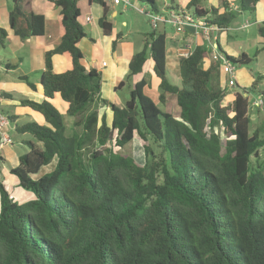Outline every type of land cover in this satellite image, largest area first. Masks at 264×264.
Here are the masks:
<instances>
[{"label":"trees","instance_id":"1","mask_svg":"<svg viewBox=\"0 0 264 264\" xmlns=\"http://www.w3.org/2000/svg\"><path fill=\"white\" fill-rule=\"evenodd\" d=\"M14 1L15 34L44 35V15L26 10L29 0ZM53 1L61 7L64 33L46 52L44 99L20 100L43 122L16 126L32 139L10 170L32 197L11 199L0 182V264H264V164L258 159L264 133L260 127L250 130L249 92H237L230 101L226 88L212 85L220 63L204 68L205 45L181 56L180 82L169 81L167 31L158 29L167 23H160L145 34L143 48L129 64V75L135 76L151 59L160 80L158 102L144 92L142 79L125 105L117 106L101 97V73L82 62L79 42L87 33L78 0ZM92 1L104 7L99 24L110 34L105 0ZM131 1L159 13L156 0ZM201 1L169 11L190 12L194 21L205 19L223 31L237 15L255 14L259 2L235 0L233 9L221 0V12L203 8ZM259 31L264 38V22ZM7 36L0 27V43ZM121 36L116 35L114 48ZM57 53L71 57L62 73L53 72ZM225 55L234 65L250 61L246 53ZM20 78L35 88L27 76ZM56 94L74 118L71 134L51 102ZM100 103L110 107L111 123L105 112L100 116ZM135 137L143 142V165L116 150Z\"/></svg>","mask_w":264,"mask_h":264},{"label":"crops","instance_id":"2","mask_svg":"<svg viewBox=\"0 0 264 264\" xmlns=\"http://www.w3.org/2000/svg\"><path fill=\"white\" fill-rule=\"evenodd\" d=\"M220 1L221 0H214V3L216 7L220 8V11L223 12L224 9L221 7ZM232 1L233 2L229 4H231L230 6L232 8L236 9L237 5L235 4V0ZM105 2L108 10V20L113 25L110 34H106L99 24V20L104 14V7L92 0H78V6L81 11L79 21L87 33V35L80 40L79 47L83 52L82 62L86 68L91 69L94 67L101 73V97L122 107L129 99L124 96L125 94H123L122 90L126 85L124 78L129 72L131 58L140 50L134 48L136 41L127 39L123 30H121L117 26V22H115L116 20H120V23H122L124 27H129L128 20L119 16V14L125 13L129 5H126L123 0L120 3H116L114 0H105ZM14 3V0H0V27L8 31L6 40L3 44L0 43V49L4 51V57H0V69L2 70L0 71V108L1 112L9 117V124L0 129V134L5 132L13 140L11 144H5L0 147V182L5 186L10 195L13 196V199H29L32 197L31 192L24 190L19 185L18 178L15 174L11 173L10 170L19 165L20 155L28 149L26 141L31 138L30 136L28 137L26 133L23 134L16 131L17 125L26 122L19 123L21 120V113L19 114L11 111L9 107L23 105V107H27L29 110L24 113V116L31 118L36 114L38 123L43 122V117L40 113L33 110L28 105L22 104L20 100L21 98L34 101L44 99L41 78L43 71L46 70V52L58 46L64 33V27L62 25L61 7L57 6L53 0H29L25 4V8L30 12L44 15L45 32L42 36H31L22 39L15 34L10 26V10ZM117 6H120V10L117 9ZM166 6L172 8L180 7L178 5ZM144 8L145 6L142 5L140 9ZM256 14L257 22L260 24L264 22V0H259ZM87 17H90L89 21ZM168 24L162 25L164 26L163 28L165 29V26ZM172 28L174 31L177 30L174 26H172ZM151 31L152 28L150 31L146 30L143 32V34H147ZM118 33H121L123 37L121 36L122 39L120 38L117 41L114 48L113 41ZM176 35H169L166 32V67L172 74V77H175L176 81L179 83L181 78L180 57L185 50L188 48L193 50L196 45H205L208 49V53L203 59L204 68H208L212 64L214 61L213 55L216 51L214 50L212 38L211 40H205L204 38L201 40L200 36L195 31H186L180 34L176 33ZM212 36L218 40L219 31H213ZM192 42L195 46L194 48L191 47V49L190 46L192 45L190 44ZM168 43H171V45L168 46ZM52 63L53 72L62 73L70 67L71 57L68 53H57L53 55ZM6 64H9L11 67L8 68ZM152 66L153 62L149 58L143 72L133 76V85L145 79L147 85L144 88V92L154 101L158 102L160 80L154 74ZM24 75L27 76L30 82L35 84V88H32L26 80L20 78ZM2 92L9 93L12 96L7 97L6 95H2ZM51 102L61 110L59 111L62 112V114L66 113L68 105L60 98L59 94H56L55 97L51 99ZM100 104V110L104 106L103 113L105 112L107 117H109L107 112L108 110L111 111L110 107L103 103ZM6 106H8V109ZM112 116L113 114L111 111V120H108L109 123L112 121ZM69 121L73 124L74 118L71 116L68 122ZM14 132L23 135L22 138L17 140L13 135ZM24 135L27 137H24ZM21 144H23L25 149L19 152L15 149V145L21 146Z\"/></svg>","mask_w":264,"mask_h":264},{"label":"rangeland","instance_id":"3","mask_svg":"<svg viewBox=\"0 0 264 264\" xmlns=\"http://www.w3.org/2000/svg\"><path fill=\"white\" fill-rule=\"evenodd\" d=\"M190 0H156L157 6L159 8V13L163 15H169V8L166 5H174L180 6L179 8L187 7ZM233 2L232 0L228 1ZM141 5V6H140ZM143 3L140 1H133L131 5L128 6V9L125 13L119 14V16L126 18L129 22V27H124L120 20H116L117 26L123 30L124 35H126L127 39H131L136 41L134 48L141 50L144 45L145 34L143 32L150 31L153 28L151 22L152 17L141 12L140 8ZM201 5L205 9H210L212 6L216 7L214 0H202ZM231 5V4H230ZM122 6V5H121ZM234 7V6H233ZM117 9L120 10V6H117ZM234 9V8H233ZM153 16H156L157 12L152 11ZM160 24V23H159ZM260 23L257 22V14L243 13L239 14L232 21L230 27L227 30L219 31V39L217 40L220 46V49L216 46V39L212 36V42L214 46V50L219 53V55H227L239 57L242 53H246L250 61L248 63L237 64L235 65L234 70V78H235V86L229 85V79L232 77V74H225L221 67L224 63V60L220 61L221 67L215 72L212 77V85L214 87L226 88L228 99L230 101L233 100L235 93L242 92L243 90H247L249 92V101H250V116H251V125L250 130L253 131L257 127L262 128L264 133V105L261 107H256L253 105L255 100H263L264 101V38L261 36L259 31ZM164 26L162 24L159 25L158 29L162 30ZM166 31L169 35H176V33L180 34L181 31L172 30V25L168 24L165 26ZM176 32V33H175ZM202 40V35L198 34ZM177 36V35H176ZM123 37V36H122ZM121 37V39H122ZM141 44V45H140ZM171 43H168V46ZM190 48H194L193 42L190 44ZM191 48V49H192ZM0 57H4V51L0 49ZM234 65V64H232ZM0 71H2L0 69ZM130 72V69H129ZM124 78L126 85L122 88L124 96L130 98V90L133 89V76L129 75ZM166 76L169 81L174 83V77L166 67ZM8 109V106H6ZM101 107V104H99ZM104 107V106H103ZM100 110V116L103 114V108ZM9 109L15 113H21V120L19 123H24L27 121H37V115L34 114L33 117L24 116L26 111H29L27 107H23V105H17L15 107H9ZM1 110V108H0ZM60 110V109H59ZM61 111V110H60ZM62 113V112H61ZM107 120H111V111L108 110ZM66 120L67 124V133L71 134L73 132V124L68 120L71 119V116L64 113L62 114ZM14 137L17 140H20L23 135H20L16 132L13 133ZM32 139V136L28 134V137ZM24 137H27L24 135ZM15 149L19 152L24 151L23 144L15 145ZM116 150L123 151L126 154L132 155L139 164L146 163V155L144 151L143 142L135 137L132 143L128 144L124 149ZM259 163L264 164V147L259 149ZM256 158L253 157V161ZM45 170H42L44 172ZM41 174V172H40ZM16 195V194H15ZM17 196V195H16Z\"/></svg>","mask_w":264,"mask_h":264},{"label":"built area","instance_id":"4","mask_svg":"<svg viewBox=\"0 0 264 264\" xmlns=\"http://www.w3.org/2000/svg\"><path fill=\"white\" fill-rule=\"evenodd\" d=\"M114 1L116 3H120L122 0H114ZM123 1L125 2L126 5L132 4L131 0H123ZM140 10L143 13L152 17L153 20L151 24L153 28H156L159 23H167V24L169 23V24H172V26H174L178 31L186 32L188 31L187 26H191L195 28V32L197 34H201L205 40H211L213 31L219 30L217 25H210L205 19L194 21V18L190 12L189 13L187 12L183 15H179L175 13L174 11H169L168 12L169 15H163L162 13H157L156 16H153L152 12L147 11L145 8L140 9ZM87 20L89 21L90 17H87ZM216 46H217V43H216ZM190 51L191 50L188 48L187 50L184 51L182 56H187L190 53ZM213 59L214 61H219V63L221 60H224L222 67L221 65L219 66L221 67L222 71L225 74H232V77L229 79V85L235 86L236 82H235V78L233 75L234 70H235V65H232L233 63H231L227 59L226 55L224 56L219 55L218 52H216L213 55ZM253 105L256 107H261L264 105V101L255 100L253 102ZM8 124H9V117L5 115L4 113H2L0 110V129L4 128ZM12 142H13L12 138L8 136L5 132L0 134V147L5 144H11ZM10 198L13 199V196L10 195Z\"/></svg>","mask_w":264,"mask_h":264},{"label":"water","instance_id":"5","mask_svg":"<svg viewBox=\"0 0 264 264\" xmlns=\"http://www.w3.org/2000/svg\"><path fill=\"white\" fill-rule=\"evenodd\" d=\"M187 30H188V31H193V32H194V31H195V28H193V27H191V26H187Z\"/></svg>","mask_w":264,"mask_h":264}]
</instances>
